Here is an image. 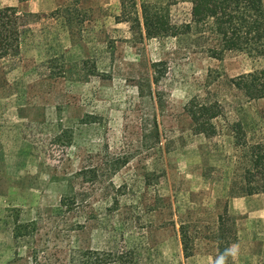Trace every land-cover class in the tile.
<instances>
[{"label": "rangeland", "instance_id": "1", "mask_svg": "<svg viewBox=\"0 0 264 264\" xmlns=\"http://www.w3.org/2000/svg\"><path fill=\"white\" fill-rule=\"evenodd\" d=\"M136 3L190 19L185 0ZM3 7L30 15L19 56L0 63V264H264V193L228 196L246 154L234 126L264 148V101L228 81L264 56L214 59L195 35L147 39L120 0ZM195 95L222 106L213 135L192 131Z\"/></svg>", "mask_w": 264, "mask_h": 264}, {"label": "trees", "instance_id": "2", "mask_svg": "<svg viewBox=\"0 0 264 264\" xmlns=\"http://www.w3.org/2000/svg\"><path fill=\"white\" fill-rule=\"evenodd\" d=\"M26 0H19L24 2ZM190 4V19L180 25L172 24L169 15L156 7L138 5L136 0H120L123 20L147 39L162 36L195 35L206 53L221 59L227 52H245L264 56V0H185ZM17 7L0 8V63L19 56L21 34L25 19ZM229 84L248 101H264V68L229 79ZM191 128L196 135H213L215 121L223 117L218 101L195 95L184 106ZM233 138L245 154L242 174L231 181L228 196L238 198L264 193V148L248 145L239 124L234 126ZM243 142V143H241ZM228 217L227 203L218 216V248L227 261L221 239L225 235L224 219ZM181 244L189 256L188 237L181 225Z\"/></svg>", "mask_w": 264, "mask_h": 264}, {"label": "clouds", "instance_id": "3", "mask_svg": "<svg viewBox=\"0 0 264 264\" xmlns=\"http://www.w3.org/2000/svg\"><path fill=\"white\" fill-rule=\"evenodd\" d=\"M221 264H222V262H221Z\"/></svg>", "mask_w": 264, "mask_h": 264}]
</instances>
